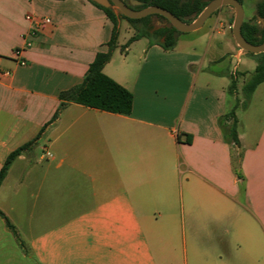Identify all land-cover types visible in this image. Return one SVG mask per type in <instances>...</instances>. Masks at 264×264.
Here are the masks:
<instances>
[{
	"label": "crops",
	"instance_id": "0c3cea01",
	"mask_svg": "<svg viewBox=\"0 0 264 264\" xmlns=\"http://www.w3.org/2000/svg\"><path fill=\"white\" fill-rule=\"evenodd\" d=\"M260 1L241 0L258 38ZM28 15L51 22L35 29ZM235 15L221 6L172 49L148 37L123 49L134 29L121 20L103 70L133 93L132 112L68 102L53 119L113 23L90 0H0V169L35 139L0 186L26 243L0 216V264H264V81L236 111L240 147L221 124L231 76L258 63L234 38Z\"/></svg>",
	"mask_w": 264,
	"mask_h": 264
},
{
	"label": "trees",
	"instance_id": "16d2710c",
	"mask_svg": "<svg viewBox=\"0 0 264 264\" xmlns=\"http://www.w3.org/2000/svg\"><path fill=\"white\" fill-rule=\"evenodd\" d=\"M96 6L104 10L108 18L113 23V29L110 40L107 42V50L98 51L94 60L90 63L88 71L82 84L65 90L60 94L62 103L53 119H56L60 111L66 106L68 102H77L86 106L107 110L116 113L132 112L134 96L133 93L117 82L115 79L110 77L104 72L105 64L110 61L113 51L118 46V38L120 34V21L127 20L134 28L135 33L128 39V41L122 46L124 49L133 41L141 38L148 37L150 42L160 41V44L165 49H172L175 47L178 39V35L181 33L170 22L160 14H152L142 18H129L123 13L115 9L113 6H104L94 0H90ZM141 4L134 6L136 9L144 8L151 5H158L173 12L176 16L180 17L185 21H192L201 10L207 5V3L201 0H138ZM241 1V0H240ZM257 13L260 17H264V0H261L257 4ZM157 18L162 21H167V25L161 27H155L153 25V19ZM140 24V25H138ZM242 32L246 39L254 44L262 43L264 40L263 36L258 38L256 34L258 29L254 25L243 23ZM158 38H161L160 40ZM251 53V52H250ZM258 63L247 78L242 86V96H239V89L237 87L238 77L232 75V82L230 85V92L235 96L236 102L233 109L221 118V124L224 132V136L228 142L234 143L240 147L239 141V121L236 115V111L239 108H246L252 97V94L259 83L264 81V52L257 53ZM245 75V74H243ZM34 140H31L22 146L13 150L6 158L2 168L0 169V186L5 179L9 167L12 162L20 155L23 151L30 148ZM241 152L238 154V160L236 159V170L239 172V160ZM0 216L5 220L8 228L14 233L18 242L23 245L20 239L15 225L11 222L10 218L0 209Z\"/></svg>",
	"mask_w": 264,
	"mask_h": 264
},
{
	"label": "water",
	"instance_id": "95a60500",
	"mask_svg": "<svg viewBox=\"0 0 264 264\" xmlns=\"http://www.w3.org/2000/svg\"><path fill=\"white\" fill-rule=\"evenodd\" d=\"M104 6H113L129 18H142L152 14L164 16L172 26L180 32H191L201 28L206 20L221 6L231 5L236 9L233 23V35L238 45L245 51L251 53L264 52V40L262 43L254 44L246 39L242 32L244 21V7L240 0H211L201 12L192 20L185 21L176 16L173 12L158 5H151L136 9L134 6L141 4L138 0H94ZM264 24V17H260Z\"/></svg>",
	"mask_w": 264,
	"mask_h": 264
},
{
	"label": "rangeland",
	"instance_id": "374dc122",
	"mask_svg": "<svg viewBox=\"0 0 264 264\" xmlns=\"http://www.w3.org/2000/svg\"><path fill=\"white\" fill-rule=\"evenodd\" d=\"M125 21V23H126V26L128 27V28H133L134 29V33H135V28H134V26L130 23V22H128L127 20H124ZM157 21L159 22V23H161L160 24V26H157ZM168 24V22L167 21H162V20H159V19H157V18H154L153 19V25L155 26V27H161V26H163V25H167ZM138 25H140V24H138ZM121 37H123V33L121 34ZM159 40L161 39V38H158ZM222 65H224V66H226V67H228L229 65H230V61H229V59H227L226 61H223V63H221ZM235 65V62L233 63V66ZM247 66L248 65H245V64H238L237 65V70H245L246 68H247ZM254 70H251L250 71V73L248 74V76H247V78H249V76L251 75V73L253 72ZM246 78V79H247ZM243 82H244V80L243 79H241V76L239 75V81H238V84H237V87H238V89H239V96L241 97L242 96V86H243ZM250 102V101H249ZM242 109V108H241ZM19 235V234H18ZM23 238H24V240H25V234L23 235ZM22 240V239H21ZM23 248L25 249V247H26V243L25 242H23Z\"/></svg>",
	"mask_w": 264,
	"mask_h": 264
},
{
	"label": "built area",
	"instance_id": "2783aa9c",
	"mask_svg": "<svg viewBox=\"0 0 264 264\" xmlns=\"http://www.w3.org/2000/svg\"><path fill=\"white\" fill-rule=\"evenodd\" d=\"M27 18L34 24L35 29L42 27L44 24H48L51 22V19L49 17H39L36 15H28ZM27 45H30L28 42ZM23 48H18L15 50V55L17 58H20ZM21 63H24L23 60H21ZM50 155V153H48Z\"/></svg>",
	"mask_w": 264,
	"mask_h": 264
}]
</instances>
